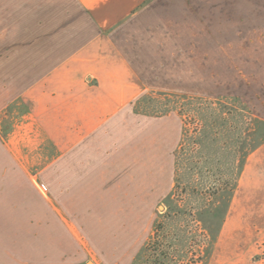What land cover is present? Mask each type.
<instances>
[{
  "label": "rangeland",
  "instance_id": "obj_1",
  "mask_svg": "<svg viewBox=\"0 0 264 264\" xmlns=\"http://www.w3.org/2000/svg\"><path fill=\"white\" fill-rule=\"evenodd\" d=\"M152 1L85 0L108 30ZM165 13L130 37L161 85L98 127L0 117V264H264V0Z\"/></svg>",
  "mask_w": 264,
  "mask_h": 264
},
{
  "label": "crops",
  "instance_id": "obj_2",
  "mask_svg": "<svg viewBox=\"0 0 264 264\" xmlns=\"http://www.w3.org/2000/svg\"><path fill=\"white\" fill-rule=\"evenodd\" d=\"M170 5L176 0H154L108 30L85 0H0V117L16 107L32 116L68 112L61 143L72 126L81 136L98 127L146 86L161 85L134 43L150 35L130 37L135 23L143 33L159 28Z\"/></svg>",
  "mask_w": 264,
  "mask_h": 264
}]
</instances>
